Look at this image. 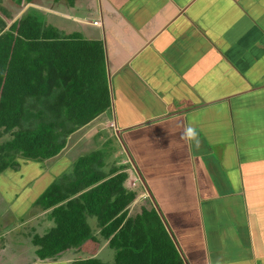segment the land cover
<instances>
[{"label":"crops","instance_id":"obj_1","mask_svg":"<svg viewBox=\"0 0 264 264\" xmlns=\"http://www.w3.org/2000/svg\"><path fill=\"white\" fill-rule=\"evenodd\" d=\"M29 9L101 44L109 105L56 156L0 171V264L93 258L73 247L40 259L31 236L52 226L36 199L105 136L184 264H264V0H0L4 28ZM188 125L198 148L181 139ZM79 145L91 149L71 157ZM35 213L44 224H29ZM113 252L102 239L94 254Z\"/></svg>","mask_w":264,"mask_h":264},{"label":"trees","instance_id":"obj_2","mask_svg":"<svg viewBox=\"0 0 264 264\" xmlns=\"http://www.w3.org/2000/svg\"><path fill=\"white\" fill-rule=\"evenodd\" d=\"M29 11L6 28L0 18V137L6 135L0 171L17 169L18 157L56 156L69 134L109 105L101 44L60 35ZM103 158L100 149L79 155L70 174L36 199L53 221L46 232L31 236L38 257L95 237L87 220L94 217L98 235L115 249L109 264H184L154 208L127 216L134 196L123 184L127 174L118 166L102 170ZM76 264L99 263L87 258Z\"/></svg>","mask_w":264,"mask_h":264},{"label":"rangeland","instance_id":"obj_3","mask_svg":"<svg viewBox=\"0 0 264 264\" xmlns=\"http://www.w3.org/2000/svg\"><path fill=\"white\" fill-rule=\"evenodd\" d=\"M29 10H31V9H29ZM28 10V12H30ZM25 12H27V11H25ZM24 12V13H25ZM33 12V11H32ZM23 13V14H24ZM22 14V15H23ZM21 16V15H20ZM35 16H37V17H39V15L38 14H36ZM41 18L43 19V17L41 16ZM7 22V21H6ZM44 23V22H43ZM26 121H28V120H25L24 121V123L26 124ZM89 136H90V134H88ZM6 137V135H4V136H2V137H0V142H1V140H3L4 138ZM104 138V139H103ZM96 140H100V141H98L99 143L97 144V145H101L100 146V150H103L104 151V158H103V161L105 160V162H106V164H105V166L104 167H102L103 169H105V170H108V168H110V167H112V166H118L120 169H119V171H123V169H122V166H120V162H121V154H120V152H119V149H115V144H112V141H110V139L108 138L107 139V137L105 136V137H102V138H100V139H96ZM81 145H79L78 146V151L76 150L75 152L76 153H74V154H71V157H74V155H76L77 153H80L81 151H85V150H87V149H91V145H89V146H82V147H80ZM93 148V147H92ZM91 151V150H90ZM85 153H89V151L88 152H85ZM83 154H84V152H83ZM103 155V154H102ZM18 158H20V157H18ZM19 163V162H18ZM50 162H48V163H46V165H48ZM125 167V166H124ZM101 168V169H102ZM18 170V167H17V169H16V171ZM104 170V171H105ZM65 172H63L62 174H64ZM68 175L70 174V170H68L67 172H66ZM65 173V174H66ZM127 174V173H126ZM129 177V175L127 174L126 175V178H125V180L123 181V184H124V186L129 190V191H131V192H133L134 193V196H133V198H132V200L127 204V206H126V213H127V216H134L135 214H138V213H140V210L141 209H149V203L147 202V198H143V195L141 194L140 196H142V197H140L139 195H138V192H137V189L135 188V187H133L132 186V181L130 180V178H128ZM59 179V178H58ZM58 179H55V180H53V182H56V181H58ZM20 191V190H19ZM39 208H37V210H38ZM50 210V209H49ZM48 214V213H47ZM161 217H162V215H161ZM163 218V217H162ZM43 219H44V215H43V213H41V214H39V213H35L34 214V216H33V219H30V220H28L30 223L29 224H34L33 222H35V223H40V224H44V221H43ZM88 223H89V225L90 226H92L91 227V229H92V233L93 234H95L96 236L95 237H93L92 236V238H87L82 244H80L79 246H76L75 248H77L78 249V251H81L82 253H85V254H89V255H94L93 256V258L94 259H96L97 260V258L95 257V252H96V250H97V248L99 247V245H100V240H105V241H107L108 240V238H101V236L100 235H98V231L97 230H99L96 226H95V224H96V221H95V219H94V217H88ZM162 220V219H161ZM163 222V225H164V227H165V230L167 231V233L169 234V235H171V233L169 232V229H167V227H166V224H165V222L164 221H162ZM51 223H52V225H53V221H51ZM29 224L28 225H26L25 226V228H23L25 231L23 232V233H25V232H27L28 230H29ZM51 227V226H50ZM49 228V227H48ZM47 228V229H48ZM47 229L45 228V230H43L40 234H43L44 232H46L47 231ZM97 244V246L95 247V245ZM140 244V243H139ZM109 245V244H108ZM110 247V246H109ZM70 248H73V247H70ZM110 248H112V247H110ZM113 249V248H112ZM66 250V249H65ZM65 250H63V251H65ZM114 250V252H113V257H114V255H115V249H113ZM62 251H60L59 253H61ZM113 261V258H112V260H111V262ZM98 263L99 264H109L108 262H106V263H102V262H100V261H98Z\"/></svg>","mask_w":264,"mask_h":264},{"label":"clouds","instance_id":"obj_4","mask_svg":"<svg viewBox=\"0 0 264 264\" xmlns=\"http://www.w3.org/2000/svg\"><path fill=\"white\" fill-rule=\"evenodd\" d=\"M181 139H184L188 141L189 143L194 144L197 148L200 145L199 133L191 125H188L184 128V131L181 134Z\"/></svg>","mask_w":264,"mask_h":264},{"label":"built area","instance_id":"obj_5","mask_svg":"<svg viewBox=\"0 0 264 264\" xmlns=\"http://www.w3.org/2000/svg\"><path fill=\"white\" fill-rule=\"evenodd\" d=\"M92 23L95 25V24L98 23V21L97 20H93Z\"/></svg>","mask_w":264,"mask_h":264}]
</instances>
